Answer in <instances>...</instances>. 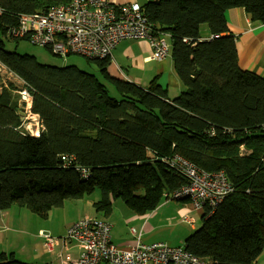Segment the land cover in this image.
I'll return each mask as SVG.
<instances>
[{
    "label": "trees",
    "instance_id": "16d2710c",
    "mask_svg": "<svg viewBox=\"0 0 264 264\" xmlns=\"http://www.w3.org/2000/svg\"><path fill=\"white\" fill-rule=\"evenodd\" d=\"M70 1L0 0V63L25 84L43 126L40 137L25 130L21 96L0 92V215L17 205L47 219L96 189L98 208L122 199L146 215L186 184L168 162L178 156L202 171H223L234 189L218 208L204 209L185 249L210 264H256L264 251V78L241 68L225 15L244 8L264 23V0L141 6L155 31L171 36L186 87L175 99L156 81L144 88L112 77L109 59L90 61L115 94L76 66L43 65L6 50L1 36L21 15ZM203 25L212 39L201 40ZM0 264L28 263L0 251Z\"/></svg>",
    "mask_w": 264,
    "mask_h": 264
},
{
    "label": "built area",
    "instance_id": "2783aa9c",
    "mask_svg": "<svg viewBox=\"0 0 264 264\" xmlns=\"http://www.w3.org/2000/svg\"><path fill=\"white\" fill-rule=\"evenodd\" d=\"M155 29L139 4L71 0L67 5L43 13L21 15L18 25L10 28L5 37L16 42L28 40L33 46L45 47L56 56L76 54L99 61L109 59L123 40H147L153 50V59L164 61L171 51L164 37L169 34L158 33ZM4 85L3 88H7ZM17 94L28 103L24 111L31 113L32 96L24 83ZM40 128L38 133L32 134L34 137L41 136ZM168 162L186 179V184L168 199L187 200L198 211L214 210L234 191L223 171L208 173L178 156ZM111 230L110 223L89 216L75 223L61 239L45 233L42 236L50 252L59 243L77 245L79 256L76 259L68 257L67 264H210L192 255L185 247H171L162 242L145 244L140 236L134 246L121 248L112 242ZM132 233L136 235L134 230Z\"/></svg>",
    "mask_w": 264,
    "mask_h": 264
},
{
    "label": "crops",
    "instance_id": "0c3cea01",
    "mask_svg": "<svg viewBox=\"0 0 264 264\" xmlns=\"http://www.w3.org/2000/svg\"><path fill=\"white\" fill-rule=\"evenodd\" d=\"M110 1L116 5L136 3L140 6H142V2H144V0ZM146 1L149 2L151 0ZM225 17L229 28V34L233 35L236 39L239 64L241 68L243 70L251 71L264 78V23L253 21L244 8H234L228 10ZM169 37L171 38V36ZM212 38L213 35H211L209 28L203 25L201 27V40L205 41ZM169 44L172 46V39ZM152 55L153 50L147 40H123L116 46L109 58V65L107 68L108 73L116 79L127 81L144 88L149 87L153 81H156L167 91L170 99H175L186 90V87L180 81L176 73L171 51L169 56L164 61H156L153 59ZM6 72L10 75H14L2 65L0 69V76H2V73ZM14 78L20 80L16 76ZM30 115L33 120H38L41 123V120L37 115ZM40 125V131L42 132V123ZM85 198L86 197L84 196L80 200H84ZM181 202L188 205L176 206L167 204V202L163 201L161 206L157 209L147 213L145 216H142L140 230L134 227L130 228V230L125 227H119L114 218L113 221H110L107 213V217L101 216V212H97V214L92 215L90 209H88L84 216L76 217L74 220L67 221V223H65L62 227V234H57L59 233V228L52 225L48 228L50 231L47 230V232H45V230H40L37 236L34 237L36 240V245L34 246L20 243L15 237L12 239L11 236L8 237L12 231L13 233H16L20 229L18 224L11 220V208L9 211L3 212L0 215V251L5 253H14L21 261H29V263L32 264H67L68 257L76 259L79 256V249L77 245L75 243H70L67 246H64L63 243H59V245L55 247L52 252H50L45 246V239L43 238L42 233L61 239L67 235V230L69 228L77 223V221H80L79 219L89 216L110 223L112 225V242L121 248L134 246L137 243V236H140V240L146 244L168 242L171 247H184L187 238L197 230L196 221L192 213L196 212L200 217H202L203 211H198L191 205V203H187V201ZM96 203L97 202H93L94 207L97 205ZM20 214H22V210L20 211ZM157 217H160L161 221L155 219ZM181 218L182 220L180 221ZM133 219H135V217L132 216L130 221L133 222ZM169 219H178V223L182 224L181 236L178 235L177 238L164 237L161 238V240L156 238L155 241L148 237L157 229L161 228V230H163L164 227L169 225ZM183 220H187L189 222H182ZM183 224L190 226V229L183 226ZM43 226L47 228L48 225L43 223ZM132 230L136 232V235L132 233ZM53 231L56 233V236ZM182 241H184V244L180 245ZM53 254L55 258L52 256ZM19 257H26V259ZM256 264H264V251L258 257Z\"/></svg>",
    "mask_w": 264,
    "mask_h": 264
},
{
    "label": "rangeland",
    "instance_id": "374dc122",
    "mask_svg": "<svg viewBox=\"0 0 264 264\" xmlns=\"http://www.w3.org/2000/svg\"><path fill=\"white\" fill-rule=\"evenodd\" d=\"M146 2L147 1L144 0L142 4H145ZM164 37H166V40L168 41V43L171 41V38L169 37V35L164 36ZM1 39L4 43L6 50L11 51V52H16L19 55L32 56L40 64L50 65V66H59V67L76 66L84 72L95 74L104 84H106L109 87L110 93L115 94L113 90V86L108 84L107 81L104 80V78L101 76L99 72V67L97 63L94 61H90L76 54H72L67 57L56 56L52 54L45 47L33 46L28 40H22L20 42H16V41L8 40L4 36H1ZM14 77H15L14 75H10L8 72L2 73V76H0V81H1L0 82V92L7 91L10 95L11 94L18 95L17 91L19 89H22L23 82H21L20 80ZM3 83L7 86V88H3L2 86ZM27 104L28 103L26 102H24V104L22 102V105L24 106V108L27 106ZM30 114L32 113H28L27 111L25 112L24 109H22L21 116H22V120L24 124L23 126H25V129L31 134H36L38 133L37 130L38 128H40L41 123L38 120H33ZM101 195H102L101 190L96 189L91 195H86L85 196L86 198L84 200H80V199L67 200L64 207L53 209L48 219H42L38 215L28 211L27 208L14 205L12 207L11 220H13L14 223L18 224V227H20V229L16 233H13L12 231L8 237L11 236V239L15 237L16 239H18L20 243H24L25 245L34 246L36 245V242H35L36 240L34 237L37 236L40 230H45V232H47V230H49L48 228L50 227V225H52V226L59 228L58 229L59 233L57 234H62L63 232L62 227L65 223H67V221L74 220V218L76 217L84 216V214L86 213L88 209H90L92 215L97 214V212L99 213L101 212L100 214L103 217L106 216L107 212L111 211L110 213H107L108 218L110 219V221H113V218H114L115 222L117 223L119 227H125L128 230H130V228L132 227L137 228L138 230L141 229L140 228L141 218L142 216H145V215L140 214L137 211H135L133 208L129 207L122 199H111V204H110L109 209L104 208V207L98 208L97 205L94 207L93 202L99 203L101 201ZM163 201L167 202V204L176 205V206L188 205V204L182 203L181 201L166 200L165 198L163 199ZM187 203H190V202L187 201ZM21 210H22V214H20ZM192 215L194 216L195 221H196V228L199 229L202 224L201 217L196 212H193ZM132 216L135 217V219L132 220L133 222L130 221ZM155 219H158L159 221H161L160 217H157ZM181 220L182 218L180 219V221ZM182 222H189V221L183 220ZM43 223H46V225H48L47 228L43 226ZM168 224L169 225L164 227L163 230L159 228L154 233L150 234L148 237L155 241L156 238L161 240V238H164V237L177 238L178 235L181 236V230H182L181 225L182 224L178 223V219H169ZM183 226L188 227V229H190L189 228L190 226L188 225L183 224ZM54 235L56 236L55 232H54ZM57 236H60V235H57ZM166 243L168 244V242ZM183 244H184V241H182L180 245H183ZM52 256H54V254ZM19 258L26 259V257H19ZM23 262L32 264V263H29V261L27 262L23 261Z\"/></svg>",
    "mask_w": 264,
    "mask_h": 264
}]
</instances>
